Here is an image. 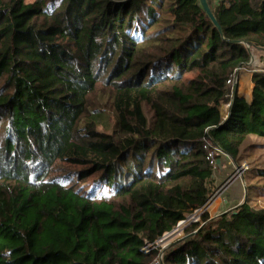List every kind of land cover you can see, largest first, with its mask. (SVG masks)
<instances>
[{
    "label": "trees",
    "instance_id": "1",
    "mask_svg": "<svg viewBox=\"0 0 264 264\" xmlns=\"http://www.w3.org/2000/svg\"><path fill=\"white\" fill-rule=\"evenodd\" d=\"M206 1L219 29L199 0H0V264H150L211 199L214 148L264 138V71L249 99L227 86L264 51V0ZM185 232L162 264H264L249 197Z\"/></svg>",
    "mask_w": 264,
    "mask_h": 264
},
{
    "label": "rangeland",
    "instance_id": "2",
    "mask_svg": "<svg viewBox=\"0 0 264 264\" xmlns=\"http://www.w3.org/2000/svg\"><path fill=\"white\" fill-rule=\"evenodd\" d=\"M27 1L31 2L32 0ZM248 97L249 95L244 98L248 99ZM101 109L102 114L100 116V119L98 120V122L101 123L99 127L100 129L104 128L107 125H110L111 120H113L111 114L106 109L105 111H103L104 108ZM222 163L224 165H228V172L223 178L219 177L217 171L214 174V178L216 179V189L214 190L213 195L211 196V203L209 205V207H212L211 212H216L214 213V217L224 212L233 210L238 205L244 203L247 197H249L250 204L254 208L264 209V196L257 191V188L259 187L261 182L257 177H255L257 169H264V138H259L253 135L248 136L244 144L242 145L241 155L238 162L234 163L230 159H228L223 161ZM99 177L100 175L98 174L97 176L92 177L88 180L90 187L93 183L99 180ZM230 177L232 181L237 180V186L235 187L234 192L237 190L238 193L234 194L232 198H227L226 195L229 194L227 191H229L230 186L232 185V182L229 185ZM221 179L223 180L221 181ZM90 187L88 189H90ZM252 188L254 190H252ZM198 219L200 221V216L198 217ZM186 228L187 226L185 228L184 226L179 227L178 232L174 233L171 236V238L169 239L170 245H172L171 247H176L180 243L179 241L184 240L186 236H188V234H186L185 232ZM171 247H169V249Z\"/></svg>",
    "mask_w": 264,
    "mask_h": 264
},
{
    "label": "built area",
    "instance_id": "3",
    "mask_svg": "<svg viewBox=\"0 0 264 264\" xmlns=\"http://www.w3.org/2000/svg\"><path fill=\"white\" fill-rule=\"evenodd\" d=\"M249 48V52H250V61L248 63V70L252 73L254 72H262L264 71V67L261 64L260 60H258L257 58V50L255 48ZM239 71V68L236 69V72ZM236 83V79H231L227 81V86H234ZM226 119V116L225 118ZM222 155L221 151L218 150L217 148H214V150L212 151L210 157H211V163L215 161H217L218 157ZM203 213L202 209L195 211L193 214L189 215L184 221H181L177 227L169 232L164 234L160 239H158L157 241H155L154 243H148L146 244L142 250L146 253L151 252L152 250H156L158 252V255L156 256L155 259H153V261L150 264H162L163 261V254L164 252L171 247L172 245H170V241L169 239L171 238V236L178 232V228L181 226H184V228L186 226H189L190 224L194 223V222H198L199 219L198 217ZM185 224V225H183Z\"/></svg>",
    "mask_w": 264,
    "mask_h": 264
},
{
    "label": "crops",
    "instance_id": "4",
    "mask_svg": "<svg viewBox=\"0 0 264 264\" xmlns=\"http://www.w3.org/2000/svg\"><path fill=\"white\" fill-rule=\"evenodd\" d=\"M257 58H258V60H260L261 64L264 67V51L257 50ZM238 74H239L238 81H237V92H238V95L240 97H243V98L244 97H247V95L250 96V91H251V87H252V83H251V75L252 74L248 70L247 65H246L245 68L239 69ZM248 99H249V97H248ZM230 104H231V101H225V102H221L220 103V105H219V112H220V115H221V118L222 119H224L225 116L227 117V115L229 113ZM217 172L219 174V177H222L223 178L225 176V174H227V172H228V165H224L221 162L219 164V168H218V171ZM218 179H220V178H218ZM222 180L223 179H221V181ZM215 183H216V181H215ZM236 183H237V180L232 182V185L230 186L229 191H227L229 193V194L226 195L227 198H232V196H234V194L238 193L237 190L234 192L235 187L237 186ZM215 186H216V184H215ZM224 203H225V201H224ZM211 208H212L211 206L210 207L208 206L207 209H206V211L209 213L210 217H214L215 216L214 213H216V212L215 211L214 212H211Z\"/></svg>",
    "mask_w": 264,
    "mask_h": 264
},
{
    "label": "water",
    "instance_id": "5",
    "mask_svg": "<svg viewBox=\"0 0 264 264\" xmlns=\"http://www.w3.org/2000/svg\"><path fill=\"white\" fill-rule=\"evenodd\" d=\"M199 2H200V5H201V7H202V9H203V11L206 13V15L210 18V20L212 21V23L219 29V27H218V24H217V22L215 21V18H214V16L212 15V13H211V10H210V8H209V6H208V3H207V1L206 0H199ZM233 90H234V93L237 91V84H235L234 86H233ZM216 164L217 165H219L220 164V160H217L216 161ZM229 185H230V183L231 182H233L232 181V179H231V177L229 178ZM211 203V199H209V201L201 208L202 209V211H206V209H207V207L209 206V204ZM187 237H189V236H186V238Z\"/></svg>",
    "mask_w": 264,
    "mask_h": 264
}]
</instances>
